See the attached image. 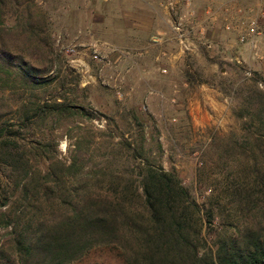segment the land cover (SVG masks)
<instances>
[{
	"label": "rangeland",
	"instance_id": "374dc122",
	"mask_svg": "<svg viewBox=\"0 0 264 264\" xmlns=\"http://www.w3.org/2000/svg\"><path fill=\"white\" fill-rule=\"evenodd\" d=\"M32 5L38 36L19 37L14 5L4 35L29 69L25 82L15 69L0 73V123L14 124L12 146L42 171L48 156L69 163L78 138L92 141L84 148L89 169L135 178L141 155L175 171L200 207L213 212L204 236L214 249L234 218L231 189L251 185L254 163H264V145L258 146L264 142V0ZM53 100L95 118L20 126L24 106ZM14 179L0 162V217L12 210ZM12 231L0 224V264L14 257ZM70 264L125 262L118 249L98 247Z\"/></svg>",
	"mask_w": 264,
	"mask_h": 264
},
{
	"label": "trees",
	"instance_id": "16d2710c",
	"mask_svg": "<svg viewBox=\"0 0 264 264\" xmlns=\"http://www.w3.org/2000/svg\"><path fill=\"white\" fill-rule=\"evenodd\" d=\"M33 1L0 0V73L11 76L15 69L23 82L29 69L4 35L11 30L7 14L14 5L19 37L38 36L29 10ZM13 56L18 63L11 65ZM74 116L95 118L81 106L53 100L24 106L20 126ZM13 127L0 123V162L14 172L17 192L12 210L0 217L13 230L8 264H70L98 247L118 249L125 264H264V163H254L251 185L230 187L235 213L227 226L236 233L223 226L213 249L204 232L215 216L200 207L175 171L141 155L135 178L89 169L84 148L92 141L84 138L75 140L69 163L48 156L42 171L25 150L12 146Z\"/></svg>",
	"mask_w": 264,
	"mask_h": 264
}]
</instances>
